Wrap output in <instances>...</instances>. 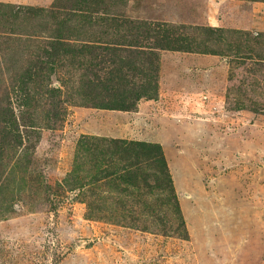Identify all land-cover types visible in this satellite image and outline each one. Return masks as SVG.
Returning a JSON list of instances; mask_svg holds the SVG:
<instances>
[{
    "label": "rangeland",
    "instance_id": "374dc122",
    "mask_svg": "<svg viewBox=\"0 0 264 264\" xmlns=\"http://www.w3.org/2000/svg\"><path fill=\"white\" fill-rule=\"evenodd\" d=\"M0 11V264H264V0ZM58 26L72 33L55 44ZM139 66L154 98L96 106L118 101L119 74L142 84ZM119 140L158 144L170 182Z\"/></svg>",
    "mask_w": 264,
    "mask_h": 264
},
{
    "label": "trees",
    "instance_id": "16d2710c",
    "mask_svg": "<svg viewBox=\"0 0 264 264\" xmlns=\"http://www.w3.org/2000/svg\"><path fill=\"white\" fill-rule=\"evenodd\" d=\"M74 2H76V1H74ZM2 5L7 7L5 13H7L11 18L18 17V12L20 13L22 10V9H19V7H17L18 10L15 11L14 9H12L11 6L9 7L8 5H4V4H2ZM28 8L31 11V14L32 13H34V14L38 13L40 15V13L42 14V13H45L46 11L51 12L47 8H34V7H28ZM3 16H4V14L0 11V17H3ZM65 30H70V29H67L66 27L63 28V27L58 26V28H57L58 34H56L57 37L53 39L55 41V44H59L60 40L63 38H68V36H64L65 33H67V34L72 33V32L63 33ZM70 31H72V30H70ZM133 42L135 44L138 43L135 40ZM156 43L158 44L160 49L166 48L164 46V44L162 43L161 39L157 40ZM93 45H96V43L93 42ZM93 45L92 46L88 45L90 47L84 46V48L93 49ZM124 46H127V47L132 46V42L126 43ZM137 47H139V45H135L134 48H137ZM81 51L84 52L83 50L80 49L79 52H81ZM84 53H89V51L84 52ZM51 64L52 63H50V65ZM146 67L148 68V65H146ZM136 69H137L138 74L140 75L141 82H142V84H140L136 88L137 90L133 89V88H131L129 90V87H128L129 83L125 82V84H124L123 77L120 76V74H119L118 78H119V81L121 84H119V90H116V94H115L118 101L106 102V103H102V104L96 105V106L100 109L129 111V110H132V108H134V104L139 98H141V97H145L148 99L154 98L155 92H156V84L154 82V79L152 80V77H151L152 75L149 72L143 73L142 71H144V70H142V67H140V66ZM117 70H119V69H117ZM48 71L52 72V66L48 67ZM118 73H119V71H118ZM17 75H16V77H14V79L33 82V79L37 75V72H35L34 70L33 71L28 70L27 71L26 69H22L20 71L19 75L18 76ZM132 84H134V83H131L130 85H132ZM51 90H53V89H51ZM118 91H120V92L118 93ZM91 106L96 107L95 105H91ZM113 143H114V146H113L114 149H117L122 154H123L124 150L128 154H130L131 152H133V150H130L128 147H132V145L135 146L137 149H139V153H143L145 156H147L148 159L152 158L154 160V163L157 165V168L159 169V171L163 175L162 176L163 179H165V181H167L168 183L170 182V177H169V174L167 171L165 159H164V156H163L162 151H161L158 144L143 143V142H124V141H120V140L119 141H113ZM115 144H117V145H115ZM121 145H124V146H121ZM134 155H138V154L135 152ZM123 158L121 157V159H123ZM121 159H120V161H121ZM132 166H135V165L131 163V165L129 167L126 166L125 168H121L119 171L121 174H119V175L122 177V181H125L128 184L135 186V182L138 179V176L135 174L136 170Z\"/></svg>",
    "mask_w": 264,
    "mask_h": 264
}]
</instances>
